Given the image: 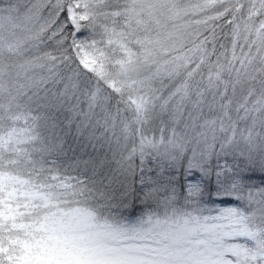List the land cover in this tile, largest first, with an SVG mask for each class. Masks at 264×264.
<instances>
[{"label":"snow or ice","instance_id":"snow-or-ice-1","mask_svg":"<svg viewBox=\"0 0 264 264\" xmlns=\"http://www.w3.org/2000/svg\"><path fill=\"white\" fill-rule=\"evenodd\" d=\"M0 264H264V0H0Z\"/></svg>","mask_w":264,"mask_h":264}]
</instances>
